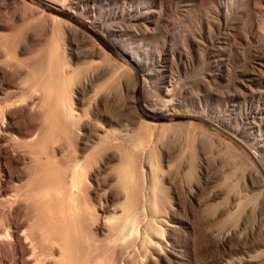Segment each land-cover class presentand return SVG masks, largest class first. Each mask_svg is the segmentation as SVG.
<instances>
[{"label":"bare ground","instance_id":"1","mask_svg":"<svg viewBox=\"0 0 264 264\" xmlns=\"http://www.w3.org/2000/svg\"><path fill=\"white\" fill-rule=\"evenodd\" d=\"M145 13L134 0H0V264H199L196 255L208 264H264V248L251 253L264 245L262 232L263 241L253 245L254 233L243 222L240 230L233 226L237 219L200 232L189 215H179L181 205L184 210L186 201L194 202L195 188L184 192L169 165L182 145H199L205 137L172 139L160 130L183 119L209 121L201 113L169 111L166 99L157 106L142 98L158 75L164 95L170 94L160 63L173 55L168 38L150 62L140 50L159 25L143 20ZM221 24L227 27L225 18ZM117 59L132 71L109 66ZM213 64L220 73V61ZM256 96L249 113L264 126V94ZM251 148L237 155L246 163L236 177L238 193L224 189L227 197L217 203L221 183L199 199L211 206L217 199L215 216L235 212L239 219L241 199L249 204ZM192 150L196 157L197 146ZM191 155L177 165L190 183L196 171L199 187L206 162Z\"/></svg>","mask_w":264,"mask_h":264},{"label":"rangeland","instance_id":"2","mask_svg":"<svg viewBox=\"0 0 264 264\" xmlns=\"http://www.w3.org/2000/svg\"><path fill=\"white\" fill-rule=\"evenodd\" d=\"M134 1L136 4L141 6L142 12L143 11L147 12L145 13L143 20L147 19V21L149 22H152V23L154 22L156 24H159L156 26L157 28L155 32L154 30L151 32H148L145 36V39H143L140 42L142 46L140 50L144 49V54L147 60L150 62L152 58L153 59L157 58V55H158L157 51L159 50L163 40H165L166 38H168L170 48L173 52V55L171 54V56H169L167 61L160 63L162 67H164L165 69L164 75L168 83L167 87L170 89V94L164 95L163 90H162V85L164 84L162 83V79L158 75V76H153L152 78L154 79L153 85L151 86L149 91L146 90L143 92L142 98L144 97L146 99H150L152 101L151 103L157 106H162V105L164 106L165 105L164 102L166 103V100H167V103L169 101L170 104L169 103L167 104L169 107L167 105H165V107H167L169 111L174 109V111L176 110L175 112H178V113L185 112V110L186 111L188 110V112H197L199 114L201 113L202 115L204 114L203 115L204 117L206 115L205 118L207 121H209L208 123V122H203V121L196 120V119H191V121L190 119H185L186 121L185 122L183 119L182 121L180 120L181 122L179 121L180 125L178 123L175 126L176 128L170 122L164 121L163 124L165 122L166 123L168 122V124L166 125H168L169 127L170 125H172V127L169 128L168 126L164 124L165 127H162L163 129L160 130L161 132L160 136L163 134L162 136L164 137V134L166 133L165 136H168V137L170 136V138L172 139L173 137L174 139H178V137L185 138L184 135L186 136V134H187L186 137L188 136L190 137V135L196 134L194 136L198 135L200 139L203 137L207 139V140L205 138L201 139V143L199 145H196L198 151L195 152L194 150V153L197 154L198 152L199 154V155L197 154L196 157L192 152L193 151L192 149H194V147L196 149V146H193L194 144L193 145L185 144L186 145L185 147L184 145H182L183 148L178 150V154L176 152L171 153V157L173 156V154H174L173 157H175V155L177 154V157L174 160L175 162L171 161V164L169 165L171 170L173 171V174H175V175L172 174L174 178H177V179L179 178L178 180L180 181L182 180L181 182H184V184L182 185L185 188L184 192L186 193H188L189 191L188 188L192 190L195 188L193 190V193L196 196L193 198L194 202L191 204H188V202L186 201L188 200V197L184 196L183 200L186 201L185 202L186 205H185L184 210H183L184 206L182 207L181 205V209L179 210L180 211L179 215H182L183 217H186V218H188V215H189L188 219L190 220L192 219L191 221L194 223L196 229L200 230V232H204L206 228L207 229L209 228L208 229L209 231L210 227L211 229H214V227L216 226L218 227V228L216 227L217 229L215 228L216 230L218 229L221 230L222 228L221 227L219 228V225L221 226L222 223H224L225 225L226 224L225 222L229 220L230 222L228 221L226 224L228 225V223L233 224L235 221L238 220V223L235 222L236 224L235 225L233 224V226H237L238 230H240V226L237 224H241V222H243L242 224L243 226L241 225L243 229L244 230L248 229L251 233L253 232L254 234H252V236L256 237V238L255 237L250 238L251 242H253L252 243L253 245L257 244L259 241H263L264 238H262V236H264V185H263L264 184V167H263L264 166V126L262 125L259 126L254 121V119L251 117L249 112H250V106H252L251 105L252 99L257 97L256 95L260 93L264 94V0H204V1L203 0L201 1L200 0H134ZM224 18L226 19V24H227V27L225 28H223L221 24ZM213 37L221 38V39L216 40L217 42L216 41L211 42L210 39ZM192 40H195L194 44L192 43ZM158 41L160 44L158 43ZM101 43L105 44L104 41H101ZM177 51L180 54H178ZM173 56L175 59L172 58ZM213 60H215V62L216 60L220 61V63L222 64V71L220 73L217 70V68L214 67ZM109 62H110V64L108 63L109 66H112V68L114 66V69L117 66H119V68H121V71H123V69H124V72L132 71L131 69L132 66L125 59L118 60L117 62L114 61V63L112 64H111V61ZM119 68L118 67L116 68L117 71H120ZM241 80L242 81L244 80V81L242 82ZM175 85L177 86L175 87ZM115 87H116V84L114 85V89H116ZM166 97L167 98L171 97L170 98L171 101L167 99ZM123 107L121 108L125 112L124 113L122 111L123 114L129 115L128 111H130L131 108L130 107L128 108V105H124ZM187 120H188V123L193 122L194 124L190 123L191 125L192 124L193 125L192 126L190 125L189 127ZM254 122H255V125H254ZM186 126L188 127L186 128ZM165 128H166L165 131L167 132L164 131ZM211 140H212V143H211ZM239 141H241L242 144H236ZM202 142L204 143L202 144ZM247 144H248V147L246 146ZM190 145L191 147H189ZM238 145H239V148H238ZM250 147H252L253 149L251 148V151H249V154L252 156V159H251L252 162H250L251 163L250 170L252 173H251L250 185H249V188L251 190L248 191V196L249 195L251 196L249 197L247 196L250 199L249 204L245 203L249 201L246 198L247 200L245 199L246 201L244 202V205H242L243 203L242 201H244V199H241L242 201L239 207L241 208V206H244V208L242 207L241 209H239L240 214L239 212H237L238 209L236 210V212L239 214L241 218V221L239 220L240 218L238 219L237 214L234 215L235 212L233 215L227 214L229 218L228 217L225 218V216H227L225 214L224 216L223 215L215 216L216 212L214 211L219 209V205L216 204L217 205L216 208L218 209L214 210V206H215L214 204L217 199H218L217 203L222 202V201L219 202V199L221 200L222 197L226 194L225 190L229 191L231 189L234 191V193H236V191L238 193L240 184L236 183L238 182L236 177L238 174H239L238 176H240V173H241L240 170L242 166L246 165L245 162H244L245 163L244 165L242 162V160L243 161L245 160L244 159L239 160L240 158L238 157L240 156L242 152H246L250 150ZM241 148H242V151H241ZM154 152L156 154L152 152L154 154V155L151 154L153 155L152 157L155 159H159V157L156 156L158 155L157 151H154ZM180 152L181 154H180V158L178 162V156ZM182 154H184V156H182L183 160H181ZM188 154L190 155L192 154L191 156H194V157H191L192 159H194V162H196L197 159L203 160L204 163L206 162L205 163L207 167V172H206L207 174L205 175L206 179L205 177L199 178V180H201L199 182L202 183V185L200 184L199 187H194V183H196L198 180L197 178L198 174H196V171H194V175L196 176L192 178L193 179L197 178V179L193 180L189 178L191 180L192 185H190L191 184L190 182L184 181L185 179L186 180L188 179L182 174V171L180 172L179 164H181L182 161H185L188 156H189L188 158H190V155ZM205 154L207 156H205ZM252 154L256 155V156L254 155L255 158ZM173 157H172V160L174 159ZM256 157H258V159ZM220 158L221 160L227 161L226 163L229 165V167H227V164L225 162L223 163V161H221ZM155 159L151 160V157H150V160L153 163H156L154 166H157L158 160L155 161ZM218 159L221 161V163L219 162ZM236 162L238 164H236ZM233 163L235 166L233 165ZM222 173L223 174L225 173V174L223 175ZM180 174H182L183 179H181ZM207 176H208V179H211V180H208ZM209 177H212V178H209ZM185 182L187 185L185 184ZM218 184H221L219 186H221V190H223L222 191L223 193L220 195L221 198L219 196L216 200H214L213 201L214 204H212V206L211 204L209 205V204L202 203L206 200V198L203 199L206 193L211 192L210 188H213L214 186L217 187ZM224 184H227L228 186H225ZM215 189L216 188H214V190ZM217 189H220V187H217ZM231 190L229 191V194L231 193ZM194 191H198V193ZM227 194H226V197H227ZM197 195H199V197ZM199 199L202 202H200ZM226 199L225 200L223 199V200L227 201L228 199L227 200ZM251 199L253 200L251 201ZM254 199H257V201H254ZM245 204H248V205H245ZM251 205L253 206V208ZM251 209H253L254 211ZM242 211L244 212L242 213ZM233 216H235L236 218ZM211 220H214V221H211ZM244 225H246L247 227ZM254 227L255 229L251 231V229ZM224 228L226 227L224 226ZM258 231L260 233L262 232L261 234L262 236L259 235L260 233ZM256 234L259 237H257ZM260 238H262L263 240ZM254 241L256 242L254 243ZM263 248H264V245L260 246V249L259 247H257V249L253 248L252 250L253 252L251 251V253H255L260 250H263ZM194 259H196V262L199 264H202V263L208 264L207 262L208 259L207 258L204 259L203 255H200V256L196 255Z\"/></svg>","mask_w":264,"mask_h":264}]
</instances>
